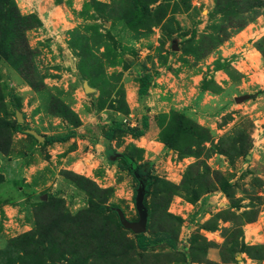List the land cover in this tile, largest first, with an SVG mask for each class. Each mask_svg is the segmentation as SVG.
I'll list each match as a JSON object with an SVG mask.
<instances>
[{
  "label": "rangeland",
  "instance_id": "obj_1",
  "mask_svg": "<svg viewBox=\"0 0 264 264\" xmlns=\"http://www.w3.org/2000/svg\"><path fill=\"white\" fill-rule=\"evenodd\" d=\"M0 264H264V0H0Z\"/></svg>",
  "mask_w": 264,
  "mask_h": 264
},
{
  "label": "trees",
  "instance_id": "obj_2",
  "mask_svg": "<svg viewBox=\"0 0 264 264\" xmlns=\"http://www.w3.org/2000/svg\"><path fill=\"white\" fill-rule=\"evenodd\" d=\"M134 6L136 7L137 11L134 17L128 23L130 26L137 24L143 18L146 12V7L144 5H140L139 3L134 1ZM138 81H139V85L137 89V94L139 96H144L147 91V87L149 85V76L143 75L139 77ZM147 128H148V122H147L146 116H143L142 118L141 129H136V130L124 128L121 123L115 122V123H112L108 127V131L105 134V139L106 140L111 139V136L115 130L127 132L131 134L133 137H141L144 135ZM74 136L75 135L73 133H69L63 136L44 137V144L51 145L53 143H63L73 138ZM112 152L116 158H120L121 160L124 161V164L126 165V168L130 175L141 179L139 180V182H141L144 185V188H145L144 198H145L148 195V188L151 182V181L146 182V180L144 179V173L141 172V170L145 168V165L144 164L139 165L133 162V160L127 154H124V153L120 154V153H116L115 151H112ZM134 240H135V247L140 252H144L149 248H152V247H155L161 244H166L172 249L175 247L174 244L166 236H163V235L151 238V237H147L145 234H138V235H134Z\"/></svg>",
  "mask_w": 264,
  "mask_h": 264
},
{
  "label": "water",
  "instance_id": "obj_3",
  "mask_svg": "<svg viewBox=\"0 0 264 264\" xmlns=\"http://www.w3.org/2000/svg\"><path fill=\"white\" fill-rule=\"evenodd\" d=\"M83 90L85 93H92L94 89L90 88L85 82H83ZM249 99V96L245 95L242 97L235 98L234 101L236 103ZM41 141H44V137H39ZM144 192L145 188L144 185L139 182V186L136 189L135 197H134V207L137 213V221L130 222L124 218L121 211H117L118 220L122 226L127 231L133 233V235L144 234L146 225H147V218L148 213L147 209L144 206Z\"/></svg>",
  "mask_w": 264,
  "mask_h": 264
}]
</instances>
